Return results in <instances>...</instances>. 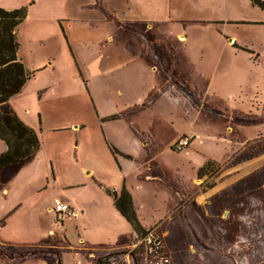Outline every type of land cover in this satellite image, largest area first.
<instances>
[{
    "label": "crops",
    "instance_id": "obj_1",
    "mask_svg": "<svg viewBox=\"0 0 264 264\" xmlns=\"http://www.w3.org/2000/svg\"><path fill=\"white\" fill-rule=\"evenodd\" d=\"M213 2L217 3V0ZM182 4L186 5L183 0H0V6L6 9L27 6L26 17L16 30L18 57L27 70L34 71L20 92L11 96L2 106L12 109L39 138V148L31 159L7 165L0 172V245L21 252L28 247L43 248L39 249V253L30 251L23 258L10 262L26 260L32 263L34 260L31 259L49 253L54 255V260L55 255L59 257V251L63 250L73 254L85 253L87 259L98 261L85 250H92L95 254L133 244L137 238L133 227L113 205L111 196L101 190L98 184L118 191L122 183H104L96 176L97 172L87 167L77 154L72 158L68 141L70 136L67 138V153L64 147L62 150L61 140L66 138L57 137L60 135L58 133L70 129L75 130V150L80 144L85 146V150L88 148L86 134L82 133L84 121L60 125L54 124L52 119L47 120L40 101L41 95L38 94L42 88H51L54 84L64 88L62 95L67 96L72 78L81 77L95 109L92 118L96 130L92 137L95 136L97 140L101 138L99 143L95 140L97 146L106 143L109 149L113 146L119 151L113 157L117 159L124 176L122 182L125 181L132 195L136 212L139 210L134 189L137 181L128 175V166L136 156L144 158L139 160L141 173L137 179L145 182L144 179L160 178L166 186L169 183V179L163 177L157 159L149 153L146 156L145 150L141 148L142 144H146L144 136L162 134L158 118L166 113V105L178 103L181 106L180 113L179 109L172 110L178 113L177 116L183 117L184 110L188 112L184 116L187 118L185 126L170 133L172 140L169 145L172 150L183 135L190 137L189 145L196 142L198 114L204 112L227 116L220 107L208 101L203 89L207 92L211 84H207L206 80L213 81L225 68L221 63L223 54L230 53L233 47L242 49V46L224 32L201 34L193 38L177 31L164 32L165 26L169 24L182 20H201L182 18ZM78 32L85 39L79 40ZM189 43H195L199 49L196 52L189 51ZM243 47L260 55L253 45L252 48L248 45ZM183 95L189 98H185L187 108L182 107L185 105ZM111 106L115 108L110 109ZM148 110L151 113L148 114ZM112 115L117 117L111 118ZM164 127L162 124L161 129ZM124 138L126 141L122 140ZM5 149L6 144L0 138V153ZM37 157L40 167L34 163ZM60 157L66 158V161L60 160ZM72 167H75L74 172L70 170ZM63 169L66 173L61 176ZM41 173L43 176L40 177ZM90 181L95 190L89 194L90 188L85 187ZM49 182L52 189H56L55 184L58 182L64 192L58 193L57 188L48 198L41 196ZM55 198L67 202L76 212V215L67 217L61 226L67 237L76 234L77 239H67L66 244H29V241H20L16 236L21 232L30 234L31 230L23 228L16 220L10 222V217L19 216L26 210L25 214L30 212L37 215L41 208L53 212ZM98 209L107 211L108 219L103 220V215L96 218L95 215L94 218L90 216ZM70 219H74L73 229L72 225L65 223ZM42 260L51 264L46 258Z\"/></svg>",
    "mask_w": 264,
    "mask_h": 264
},
{
    "label": "rangeland",
    "instance_id": "obj_2",
    "mask_svg": "<svg viewBox=\"0 0 264 264\" xmlns=\"http://www.w3.org/2000/svg\"><path fill=\"white\" fill-rule=\"evenodd\" d=\"M213 1L215 0H183L186 5L182 4L180 16L201 20H182L169 24L165 26L164 32L177 31L192 38L201 34L224 32L233 37V41H237L242 48L244 45L252 48L253 45L260 51V55L234 47L230 53L223 54L221 63L225 68L213 81L206 80L211 87L208 86L207 92L203 89V93L210 103L220 107L227 116L204 112L198 114L200 116L196 124L198 134L195 143L189 145V142L182 150H172L169 145L172 140L170 133L181 130L187 121L184 118L187 111L182 112L183 117L172 111L179 109L180 113L181 106L178 103L166 105V113L158 118L161 135L143 137L146 144H142L141 148L145 150L146 156L149 153L157 159L163 177L169 179L167 186L160 178L144 179L145 182L137 179V175L141 173L139 160L144 158L136 156L128 166L129 177L137 181L134 185L139 207L137 216L143 225H149V234L160 241V253L148 252L143 237L137 236L133 244L123 247L95 254L92 250H85L90 256L97 257L98 261L87 259L85 253L73 254L63 250L59 251V257L55 255L54 260L52 253L41 254L40 257L31 259L34 260L32 263L26 260L13 263L4 254L0 256V264H46L43 258L51 264H80L81 259L82 264H160L165 257L167 264H264V22L257 21L264 20V10L248 0ZM207 18L226 21L209 22ZM88 29L91 32L90 26ZM77 37L79 40L85 39L80 32ZM238 44L236 46L241 47ZM198 49L195 43H189V51L196 52ZM202 84L205 86L204 82ZM63 91L64 88L53 84L51 88H42L38 92L41 95L44 117L60 125L84 121L82 133L86 134V146L89 150H85V146L81 144L75 150L74 129L58 133L60 135L57 137L66 138L61 140L62 150L64 147V152L67 153V138L70 136L68 141L72 158L77 154L87 167L97 172L96 176L102 182L121 184L124 176L117 159L106 143L97 146V139L92 137L96 130L92 118L95 109L81 77L72 78L67 96L62 95ZM182 98L185 103L182 107L187 108L185 98H189L185 95ZM113 108L115 106L110 107ZM146 112L151 113L150 110ZM49 123L51 124L50 121ZM162 124L164 129H161ZM99 140L101 142V138L97 140L98 143ZM122 140L126 141L125 138ZM208 159L215 164L198 177V168ZM60 160L65 162L66 158L60 157ZM38 162L39 157L34 159V163L40 167ZM74 168L70 170L74 172ZM42 173L44 175V171ZM42 173L40 177L43 176ZM63 173H66L64 169L60 175L63 176ZM91 183L92 181L85 187L90 188L89 194L95 190ZM55 187L57 189L61 186L57 182ZM56 189H52L49 182L41 196L48 198ZM63 190L59 188L58 193H63ZM26 211L19 216L10 217V222L16 220L23 228L31 230L30 234L19 233L16 237L20 241H29V244H66L67 239H77L76 234L67 237L62 223L56 221L53 212L41 208L35 215L30 212L25 214ZM102 215L103 220L109 217L107 211L99 209L90 216L96 218ZM65 223L72 225L70 228L73 229L74 219ZM6 247L0 245V250H9ZM34 249L43 248L28 247L26 251Z\"/></svg>",
    "mask_w": 264,
    "mask_h": 264
},
{
    "label": "trees",
    "instance_id": "obj_3",
    "mask_svg": "<svg viewBox=\"0 0 264 264\" xmlns=\"http://www.w3.org/2000/svg\"><path fill=\"white\" fill-rule=\"evenodd\" d=\"M250 2L264 10V0H250ZM26 14V5L14 9H6L0 6V138L6 144V149L0 153V172L7 165L18 164L31 159L39 148V138L36 132L26 125L12 109H5L2 106L11 96L20 92L23 85L34 73V71L27 70L18 57L19 41L16 30L25 19ZM110 117L115 118L117 115ZM110 150L113 155L119 153L113 146L110 147ZM213 164H215L213 160H206L198 168L197 176L200 177L205 174ZM98 184L111 196L113 205L130 223L137 236L145 238L150 232L149 228L145 227L138 218L132 195L125 181L122 182L118 191L105 187L99 182ZM64 220L56 221L63 223ZM29 253L30 250L21 252L15 248L0 250V256L7 254L11 260L21 259ZM31 253H39V250L34 249ZM153 253H160V248L154 249Z\"/></svg>",
    "mask_w": 264,
    "mask_h": 264
},
{
    "label": "built area",
    "instance_id": "obj_4",
    "mask_svg": "<svg viewBox=\"0 0 264 264\" xmlns=\"http://www.w3.org/2000/svg\"><path fill=\"white\" fill-rule=\"evenodd\" d=\"M190 142V137L187 135H183L174 145V148L177 150H182L184 147H186ZM52 210L54 212V216L56 220H64L65 218L69 216L76 215V212L70 207V205L58 198H55ZM143 241L147 245L148 252L153 253L154 249L160 248V241L153 236L152 234H147L145 238H143ZM158 254V253H154ZM167 258L165 257L162 261H160V264H167ZM80 261H78L79 263Z\"/></svg>",
    "mask_w": 264,
    "mask_h": 264
}]
</instances>
